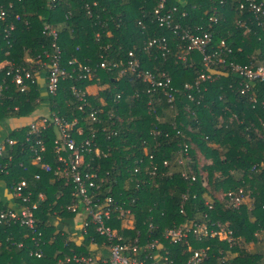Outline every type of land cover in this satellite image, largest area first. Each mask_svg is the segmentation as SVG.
<instances>
[{
  "label": "trees",
  "instance_id": "trees-1",
  "mask_svg": "<svg viewBox=\"0 0 264 264\" xmlns=\"http://www.w3.org/2000/svg\"><path fill=\"white\" fill-rule=\"evenodd\" d=\"M8 1H13V11L21 20L15 22L9 39L3 37L5 24L0 22V59L8 58L25 67L38 58L46 59L51 39L43 28L48 22L58 31L63 63L76 57L91 70L80 77L79 70L73 72L69 67L71 77L60 81L55 95L41 92L38 81L29 82L24 92L15 91L9 78L3 82L4 75H0V83L6 84L0 96V126L7 127L10 118L27 116L39 105L65 119L75 117L83 128L88 131L91 126L98 136L96 145L103 155L93 166L98 178L105 179L103 191L110 190L108 194L132 210L134 227L126 230V235L134 237L140 232L161 238L163 228L206 214L211 221L231 229L234 241L229 243L216 236L196 240L190 236L188 242L172 243L161 238L177 264L186 260L188 247H209L208 264H264V240L254 251H247L239 243L254 242L258 232H264V170L250 169L254 163L264 164L263 82L256 80L245 88L246 78L230 68L216 64L206 70L201 54L194 50L184 58L178 57L183 54L185 40L180 37L181 29L158 24L154 14L158 0H58L53 7L47 0L0 3ZM241 1L167 0L166 5L177 6L172 17L182 29L210 32V46L224 39L231 48L226 57L229 62L264 64V16L257 18L248 5L240 9ZM255 1L264 7V0ZM182 11L184 16L179 15ZM213 14L216 23L210 20ZM153 37H165L168 51L156 46L146 48V42ZM129 51L138 59L140 69L164 72L170 77L167 91L174 96L172 102L167 101L161 89L145 92V82L129 69L120 73L121 66L112 65L122 61L127 66L132 59ZM102 61L106 67H100ZM202 72L208 76L195 86ZM186 83L192 85L188 90ZM72 86L85 91L86 103L81 109ZM90 86L99 89L90 93ZM92 106L102 109L98 114L101 123L88 118ZM6 129L8 136L23 141L25 126ZM184 144L188 146L189 160L181 166L174 158ZM8 152L14 159L8 174L0 172V209L8 210L9 184L27 176L35 189L46 196L37 212L38 227L46 244L41 257L30 255L34 246L30 230L17 221L0 219V264H53L66 253L64 243L70 234L66 227L57 224L69 223L75 217L61 206L67 202L62 198L66 188L61 179L51 181L52 174L43 171L40 180H33L30 172L16 166L20 157L17 147ZM7 155L0 156L1 163ZM45 160L53 164L51 157ZM183 170L186 177L181 175ZM192 174L196 176L194 181L190 180ZM239 188L251 198L249 209L243 203L239 207L227 206V197L219 196ZM206 201L212 203L211 208ZM181 204L184 212H180ZM119 221L113 220L117 229ZM149 224L157 228L149 229ZM229 254L232 257H227ZM224 255L225 261L221 262L219 257Z\"/></svg>",
  "mask_w": 264,
  "mask_h": 264
},
{
  "label": "built area",
  "instance_id": "built-area-1",
  "mask_svg": "<svg viewBox=\"0 0 264 264\" xmlns=\"http://www.w3.org/2000/svg\"><path fill=\"white\" fill-rule=\"evenodd\" d=\"M47 1L50 7H53L58 0ZM166 2L167 0H158L157 7L154 10L155 19L160 26L170 27L177 31L181 29L180 37L185 40V45L183 46V54L178 55V57L184 58L187 52L194 50L201 54L206 70H210L213 65L218 64L245 77V88L254 85L256 80L264 84V64L248 66L229 62L226 57L231 52V48L225 43L224 39L221 38L216 44L210 46V32L182 29L179 21L172 17L173 12L177 10V6L172 5V7H169ZM245 5H248L257 18L264 16V7L261 2L242 0L239 8L243 9ZM13 8V1L0 3V22L5 24L3 28L5 39L10 38L15 22L21 20L20 15L14 12ZM179 15L184 16L185 11L180 12ZM210 20L217 22L214 14L210 17ZM43 32L51 39V50L45 52L46 59L41 60L38 58L29 67L19 66L8 58L0 59V75H4L2 77L3 82H5L6 77L9 78L15 91L24 92L28 89L29 82H39V78L42 76L41 72H43L45 75L42 92L55 95L60 81L66 77H71L69 67H72L73 72L79 70L80 77H84L91 70L89 65L82 63L76 57L63 63L57 29L46 22ZM152 46H156L165 52L168 51L165 37L149 39L146 42V48ZM7 53L5 52V54ZM128 55L132 59L127 61V66L122 61H115L112 65L121 66L120 73L128 69L134 73L137 78L145 82V92L150 93L161 89L164 91L167 101L172 102L174 96L167 91V88H170V77L164 72L153 73L150 70L140 69L139 61L134 53L129 51ZM99 65L100 67H106L104 61ZM207 76L202 72L195 80V86ZM184 87L188 90L192 85L186 83ZM4 89H6V84L1 82L0 96H2ZM71 89L77 100L81 102V106L78 107L81 109L82 104L86 103L85 91H81L74 86ZM116 97L118 98L119 95ZM187 97L189 99L193 98L191 93H188ZM101 111V108L92 106L88 112L90 121L101 123L98 116ZM262 125L264 127V122H262ZM24 126L26 129L23 132L22 142H18L17 138L10 137L7 134L0 135V156L4 153L8 154L5 161L0 162V172L9 173L10 163L14 158L8 150L17 147L20 157L16 166L24 172H30L33 180L38 181L41 179V171L51 173L53 176L51 181L56 178L61 179L60 182L67 191L65 195H62V198L65 197L64 200L67 202L61 203V206L64 205L66 211L75 214L73 222L79 226L80 236L77 237L68 222L57 224L60 228L66 227L70 234L64 243V247L67 249L66 253L58 256L53 264H177L170 257L161 238L172 243L182 240L188 242L190 236L196 240L216 236L220 240H226L229 243L234 241L231 229L219 221H211L206 214H203L200 219L190 220L179 226L163 228L161 238H153L149 234L143 236L140 232H136L134 237L126 235V230L134 227L132 210L119 204L115 197L108 194L110 190L106 193L103 191L102 183L105 179L98 178L93 166V162L103 155L101 149L96 145L98 136L95 134L94 129L90 126L87 131L78 123L75 117L65 119L54 112L31 119ZM0 133H8V131H4V128L0 127ZM187 153L188 146L184 144L183 149L177 152L174 158L175 162L184 166L189 160ZM48 156L52 158L53 164L45 160ZM163 163L168 164L167 161H163ZM31 167H33L32 170ZM250 169L252 171L264 170V164L254 163ZM181 175L187 176L185 170L181 172ZM190 180H196L195 174L190 176ZM201 182L203 186L206 185V180L203 177ZM7 189L8 210L0 209V219L17 221L26 226L31 232L30 238L34 244L29 250V254L41 257L43 255L42 248L46 242L38 227L37 212L40 211L46 196L44 192L35 189L32 181L27 176L12 181ZM58 196H61V192L58 193ZM222 197H227L225 199L228 203L227 206L239 207L243 203L244 194L242 189L239 188L236 191H227L225 196L222 195ZM205 203L209 208L212 207L210 201ZM47 204L50 205L51 203L48 202ZM180 212H184L183 204L180 205ZM114 219L120 220L118 229L113 225ZM148 226L149 229L157 228L152 224ZM116 229L120 233H117ZM84 240L88 243L87 247L83 246ZM19 245L21 243H18ZM81 248L86 249L82 251ZM208 258L209 247L196 249L188 247V256L183 264H206ZM219 259L224 262L225 255L219 257Z\"/></svg>",
  "mask_w": 264,
  "mask_h": 264
},
{
  "label": "crops",
  "instance_id": "crops-1",
  "mask_svg": "<svg viewBox=\"0 0 264 264\" xmlns=\"http://www.w3.org/2000/svg\"><path fill=\"white\" fill-rule=\"evenodd\" d=\"M41 74H42V77L44 78L45 74L43 72H41ZM38 84H39V88L41 89V92H42L43 89H44L43 88V85H44L43 81L39 80ZM97 89H99L98 86H95V87H91L90 86L89 88H87V91L91 93V92H93V91H95ZM50 112L51 111L49 110V108L47 106L39 105V106H37V108L32 113H30L27 116H20V117H12V118H10L9 121H8L7 127L6 126L5 127L2 126V128H4V131H8V129H6V128H8V126L11 129H16V128H19V127H22V126L26 125L28 122L31 121V119H34V118L39 117V116L49 115ZM3 134L4 133H0V135H3ZM6 134L7 133H5V135ZM3 196L5 197V195H3ZM6 198L8 200V195H6ZM251 202H252L251 198L248 197L247 194L246 195L244 194L243 204H245L248 209L251 207ZM225 204L228 205L227 201H225ZM70 223H74L73 219L69 220V224ZM263 234H264V232H258V234H257L258 239H256L254 242H251V244H252V246L250 247V248H252L251 250L247 249L249 247H247V248L245 247V248L247 250H250V251L258 250V248L263 245L262 243H264V242H262V243L260 242V241L264 240L263 239L264 238ZM241 240H243V239H241ZM239 243L242 244V242H239ZM87 244L88 243L85 241V243H83V246H86ZM232 254L236 255V252H232ZM232 254H229L227 257H229V256L232 257ZM206 264H208V263L206 262ZM218 264H220V263H218Z\"/></svg>",
  "mask_w": 264,
  "mask_h": 264
},
{
  "label": "rangeland",
  "instance_id": "rangeland-1",
  "mask_svg": "<svg viewBox=\"0 0 264 264\" xmlns=\"http://www.w3.org/2000/svg\"><path fill=\"white\" fill-rule=\"evenodd\" d=\"M3 135H5V133L3 134ZM220 197H222V194L221 195H219ZM71 228L72 229H74V234H75V236H77V237H79L80 236V232H79V226H78V224H74V223H71ZM224 236V235H223ZM242 244L247 248V247H249V248H247V249H252V248H250L251 246H252V244H251V242H245V243H243L242 242ZM240 246H241V244H240ZM246 249V250H247ZM248 251V250H247Z\"/></svg>",
  "mask_w": 264,
  "mask_h": 264
}]
</instances>
